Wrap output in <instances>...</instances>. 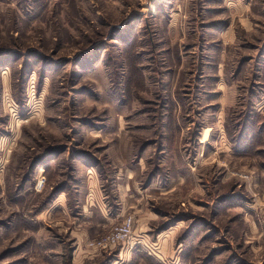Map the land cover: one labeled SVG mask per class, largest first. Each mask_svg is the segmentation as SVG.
<instances>
[{
  "label": "rangeland",
  "instance_id": "374dc122",
  "mask_svg": "<svg viewBox=\"0 0 264 264\" xmlns=\"http://www.w3.org/2000/svg\"><path fill=\"white\" fill-rule=\"evenodd\" d=\"M0 264H264V0H0Z\"/></svg>",
  "mask_w": 264,
  "mask_h": 264
},
{
  "label": "built area",
  "instance_id": "2783aa9c",
  "mask_svg": "<svg viewBox=\"0 0 264 264\" xmlns=\"http://www.w3.org/2000/svg\"><path fill=\"white\" fill-rule=\"evenodd\" d=\"M135 235V218L128 216L110 233L93 243L96 247L109 250L118 246L137 245Z\"/></svg>",
  "mask_w": 264,
  "mask_h": 264
},
{
  "label": "crops",
  "instance_id": "0c3cea01",
  "mask_svg": "<svg viewBox=\"0 0 264 264\" xmlns=\"http://www.w3.org/2000/svg\"><path fill=\"white\" fill-rule=\"evenodd\" d=\"M85 181H86L85 187L87 186L88 196L89 197H96V199H98L99 198V195L97 194L98 193V190L96 188V185L98 183V180L92 175V176H89V177L87 176ZM128 189L129 188L127 187V191H128ZM119 196L122 199V197H125V194H120V192H119ZM88 202H89L90 206L95 203L93 200H89ZM98 203H99V201H98ZM122 204L125 205V202H123L121 200V205ZM99 207H100V210L99 211H101L103 217H107L106 216L107 215L106 213L108 211L107 207H105V209H103V205L102 206H99ZM119 211H120V213L117 212V213H119L117 216H115V217L113 216V217L110 218L111 221H113V219H116V218L118 219L120 216L123 217V215H124V213H125L126 210L122 209V210H119ZM107 218H109V217H107ZM135 223L137 224V220H136ZM142 224L144 225V222H142ZM82 235L84 237H87L88 236L87 233H85V232ZM135 235H136L137 242L140 241V243L143 242V244H145L147 242V236H148L147 232H145L143 230L142 231L139 230V226L138 225H136ZM156 244H158V242H156Z\"/></svg>",
  "mask_w": 264,
  "mask_h": 264
}]
</instances>
